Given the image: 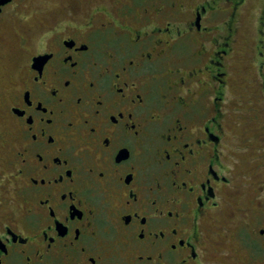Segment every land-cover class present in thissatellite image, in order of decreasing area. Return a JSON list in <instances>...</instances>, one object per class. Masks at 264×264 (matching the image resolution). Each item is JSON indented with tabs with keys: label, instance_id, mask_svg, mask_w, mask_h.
<instances>
[{
	"label": "flooded vegetation",
	"instance_id": "1",
	"mask_svg": "<svg viewBox=\"0 0 264 264\" xmlns=\"http://www.w3.org/2000/svg\"><path fill=\"white\" fill-rule=\"evenodd\" d=\"M194 1L0 0V264H264V0Z\"/></svg>",
	"mask_w": 264,
	"mask_h": 264
},
{
	"label": "rangeland",
	"instance_id": "2",
	"mask_svg": "<svg viewBox=\"0 0 264 264\" xmlns=\"http://www.w3.org/2000/svg\"><path fill=\"white\" fill-rule=\"evenodd\" d=\"M187 1V0H185ZM199 1V0H195L194 2ZM254 4H257V0H251L250 5H252V7L254 6ZM257 22V19H255L254 17L248 16L246 15L243 20H242V35H247L250 34L249 32L252 31L253 29V25ZM240 65L242 66L241 68H237L239 69L238 71H241V79L243 82H249V80L247 79L248 77L254 78L253 75L254 73H257L256 68L257 67V63L254 66L252 63H247L246 61H244V63H240ZM235 71V72H238ZM236 228L233 230V235L229 233V231L224 233V241H228V242H232L234 240H232V238L235 239V241H238L237 239V234H236ZM235 233V234H234ZM239 235V233H238ZM229 243H226L225 246V250L227 251L228 249V245Z\"/></svg>",
	"mask_w": 264,
	"mask_h": 264
}]
</instances>
